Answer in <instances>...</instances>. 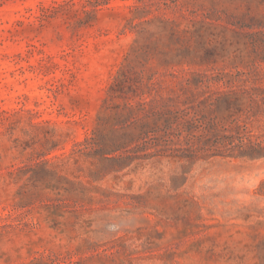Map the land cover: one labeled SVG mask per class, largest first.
Segmentation results:
<instances>
[{"label":"rangeland","instance_id":"obj_1","mask_svg":"<svg viewBox=\"0 0 264 264\" xmlns=\"http://www.w3.org/2000/svg\"><path fill=\"white\" fill-rule=\"evenodd\" d=\"M0 264H264V0H0Z\"/></svg>","mask_w":264,"mask_h":264},{"label":"trees","instance_id":"obj_2","mask_svg":"<svg viewBox=\"0 0 264 264\" xmlns=\"http://www.w3.org/2000/svg\"><path fill=\"white\" fill-rule=\"evenodd\" d=\"M163 114L164 115L165 114H171V111H167V113H163ZM171 125H172V122L170 121V119L166 118L163 120L161 128H158L160 131L163 132V136H162L163 138H169V136L171 135V132H170Z\"/></svg>","mask_w":264,"mask_h":264}]
</instances>
